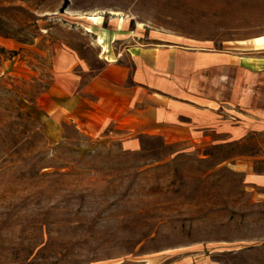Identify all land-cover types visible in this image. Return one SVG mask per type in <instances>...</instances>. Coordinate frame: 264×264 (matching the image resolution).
<instances>
[{"label": "rangeland", "instance_id": "rangeland-1", "mask_svg": "<svg viewBox=\"0 0 264 264\" xmlns=\"http://www.w3.org/2000/svg\"><path fill=\"white\" fill-rule=\"evenodd\" d=\"M167 50L264 58V0H0V264H264V78L216 120L131 76L133 120L47 124L43 93Z\"/></svg>", "mask_w": 264, "mask_h": 264}, {"label": "crops", "instance_id": "crops-1", "mask_svg": "<svg viewBox=\"0 0 264 264\" xmlns=\"http://www.w3.org/2000/svg\"><path fill=\"white\" fill-rule=\"evenodd\" d=\"M189 51H179L174 55L171 54V50H167L165 56L160 53L157 59L155 55H152L151 60H143L144 63L148 62L147 64L149 65L148 69L143 73L140 72V68L138 67L143 64V61H140L142 53L137 54V56H133L137 57L133 58L137 64L135 72H132L128 65L119 63V61L110 62L109 65L83 87V93H43L38 98V102L42 112L52 116L48 117L49 121H47V124L49 126H53V124L49 123L56 122L58 124L61 121L60 116H66L75 122H82L81 124L88 129H100L106 121L121 123L120 121L130 120L137 112L135 104L138 100H134V97L136 90H140L141 87L139 85H126L131 76L133 79L135 77L139 82L142 81V78L145 80L148 76V86L153 89L159 88L157 81L164 80L165 83H168L166 84L167 89H159L163 91L164 98H168V102L164 104L165 108L170 107L168 112H170L172 119L174 116L179 115L176 112L173 113L172 106L174 103H179L180 107L190 110L189 112L186 111L187 115L194 116L197 114V118L212 115L214 118L216 117L215 120L220 119L224 115L221 113L220 105L222 103L223 105L228 103L230 106L242 105L243 108L241 110H247L245 106L250 105V99H253L254 96L246 94L249 89L247 86L251 84L246 83V81L251 82L252 80L256 86L261 83V80L264 78V58L244 56L236 60L232 55L227 54L203 53L201 56V53ZM191 54L199 56V59L203 60L204 64L198 65V67L204 71H197L196 73L192 71L194 69L192 68L194 62H189V57H192V60L196 56H189ZM208 67L212 68V72H210ZM180 70L181 72H179ZM162 73L164 74L163 77H161ZM194 79L195 83L193 84ZM178 80L181 81L180 93L173 90V84L178 82ZM205 83H211L214 90L217 86L214 83L219 84V88L224 84L228 86V94L231 88L233 94H229L228 98L223 100L221 91L211 95L207 92L210 87L207 88L205 86V89L199 87ZM237 83L241 84L239 89H235ZM251 89L253 90V88ZM149 97L150 99L152 98V101H157L156 96L150 95ZM255 99L259 100L258 104H263L258 94L255 95ZM227 111L229 113L230 110ZM150 112L149 119L151 120V116H153L152 120L154 123L157 121L156 112L155 110H150ZM166 112L167 110H165ZM57 113L58 116L54 117ZM125 114L128 117H125ZM124 117L125 119H123ZM158 120H162L165 124L172 122V120L165 117H160ZM199 122L206 123L200 120Z\"/></svg>", "mask_w": 264, "mask_h": 264}, {"label": "bare ground", "instance_id": "bare-ground-1", "mask_svg": "<svg viewBox=\"0 0 264 264\" xmlns=\"http://www.w3.org/2000/svg\"><path fill=\"white\" fill-rule=\"evenodd\" d=\"M119 15V14H118ZM130 25V24H129ZM111 29V28H110ZM126 33V32H125ZM115 34V33H114ZM135 36V35H134ZM120 39V38H119Z\"/></svg>", "mask_w": 264, "mask_h": 264}, {"label": "trees", "instance_id": "trees-1", "mask_svg": "<svg viewBox=\"0 0 264 264\" xmlns=\"http://www.w3.org/2000/svg\"><path fill=\"white\" fill-rule=\"evenodd\" d=\"M66 2H67V0H66Z\"/></svg>", "mask_w": 264, "mask_h": 264}]
</instances>
